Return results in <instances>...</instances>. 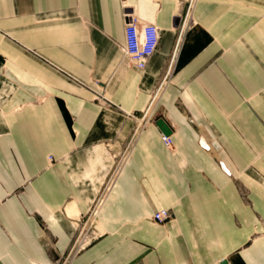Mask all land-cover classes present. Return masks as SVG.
Wrapping results in <instances>:
<instances>
[{
	"label": "crops",
	"instance_id": "obj_1",
	"mask_svg": "<svg viewBox=\"0 0 264 264\" xmlns=\"http://www.w3.org/2000/svg\"><path fill=\"white\" fill-rule=\"evenodd\" d=\"M190 4L0 0V264H264V0Z\"/></svg>",
	"mask_w": 264,
	"mask_h": 264
},
{
	"label": "built area",
	"instance_id": "obj_2",
	"mask_svg": "<svg viewBox=\"0 0 264 264\" xmlns=\"http://www.w3.org/2000/svg\"><path fill=\"white\" fill-rule=\"evenodd\" d=\"M196 0H191V6ZM127 22L125 25V45L123 51L125 56L128 58L131 66L138 71L146 70L149 61L157 52L160 41H161V31L154 24H145L139 20L134 14L126 15ZM187 20V19H186ZM186 22L184 23V25ZM165 84V79L161 82L157 88L152 93L151 104L148 109L142 116L139 118V123L135 127V133L142 131L148 124L153 122V115L155 111L156 101L160 95L163 86ZM99 102H102L101 96H96ZM163 143L168 149L174 147V141L171 136L162 137ZM200 146L207 152H210L212 147L204 139H200ZM119 167V166H118ZM226 170V169H225ZM119 171V168L115 170L116 174ZM228 173V171L226 170ZM114 176V175H113ZM101 204L98 202L97 207L94 209L93 214L97 213V208ZM171 218V213L169 210L162 209L156 212L153 216V219L157 223H164Z\"/></svg>",
	"mask_w": 264,
	"mask_h": 264
},
{
	"label": "water",
	"instance_id": "obj_3",
	"mask_svg": "<svg viewBox=\"0 0 264 264\" xmlns=\"http://www.w3.org/2000/svg\"><path fill=\"white\" fill-rule=\"evenodd\" d=\"M157 125L165 136H170L172 134V130L169 128V126L165 123L164 120L157 121ZM221 264H230V263L228 260H225Z\"/></svg>",
	"mask_w": 264,
	"mask_h": 264
},
{
	"label": "rangeland",
	"instance_id": "obj_4",
	"mask_svg": "<svg viewBox=\"0 0 264 264\" xmlns=\"http://www.w3.org/2000/svg\"><path fill=\"white\" fill-rule=\"evenodd\" d=\"M144 129H142V131ZM84 223L87 225V217H86V220H85ZM86 225L85 226L83 225L85 228H83L82 231H81V234H79V237H78L77 242L87 243V238H90L91 237V235H87V228H86L87 226Z\"/></svg>",
	"mask_w": 264,
	"mask_h": 264
}]
</instances>
